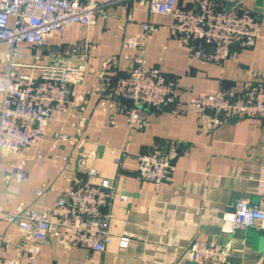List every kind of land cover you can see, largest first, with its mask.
I'll use <instances>...</instances> for the list:
<instances>
[{
	"label": "crops",
	"instance_id": "crops-1",
	"mask_svg": "<svg viewBox=\"0 0 264 264\" xmlns=\"http://www.w3.org/2000/svg\"><path fill=\"white\" fill-rule=\"evenodd\" d=\"M86 1V0H80ZM195 0H181L190 6ZM259 22L252 46L234 45L219 62L192 59L187 42L170 29L172 17L148 13L135 4H114L106 18L96 17L84 27L74 23L62 33L51 32L41 50L21 45L14 63H46L53 50L87 39L89 47L81 82L68 100L67 111L55 115L36 147L0 154V264H29L19 248L22 231L9 215L26 207H50L67 187L87 179L77 157L94 152L90 165L113 180L127 196L115 201L110 220L112 241L102 251L66 248L49 237L39 244L35 264H191L186 247L192 239L220 243L235 264H264V228L231 233L220 230L221 216L244 199L257 204L256 177L264 165V118L237 117L208 127V114L195 113L185 103L201 91H241L264 84V0H242ZM149 24L145 60L173 79L178 100L172 109H152L147 125L129 130L123 114L93 91L99 73H125L135 51L128 38H141V23ZM6 47L0 44V80L6 75ZM11 74H31L24 67ZM67 134V141L54 134ZM173 144L178 156L169 176L159 185L137 176V155L156 146ZM120 155V163L114 158ZM40 194H36V191ZM133 233L128 246L118 249L117 237Z\"/></svg>",
	"mask_w": 264,
	"mask_h": 264
},
{
	"label": "built area",
	"instance_id": "built-area-1",
	"mask_svg": "<svg viewBox=\"0 0 264 264\" xmlns=\"http://www.w3.org/2000/svg\"><path fill=\"white\" fill-rule=\"evenodd\" d=\"M181 0H0V44L6 47L3 61L6 75L0 80V154L23 152L36 147L46 126L55 115L67 111L68 100L81 82L88 51L87 39L53 50L46 63H14L17 47L26 45L41 50L51 32L62 33L74 23L89 26L96 17L106 18L114 4H135L148 13L172 17L170 29L187 42L192 59L219 62L230 55L234 45L252 46L260 26L242 0H195L182 6ZM150 26L141 23V38H128L124 45L135 51L125 73L107 76L99 73L93 93L121 113L129 130L147 125L152 109L176 107L178 91L172 78L160 67L145 60V39ZM24 67L31 74H11V68ZM186 107L198 114H208V127H215L237 117L264 118V84L255 82L241 91L215 89L191 96ZM67 141V134H54ZM178 156L176 145L156 146L137 155V176L161 184L171 173ZM94 152L80 155L77 166L87 179L65 188L50 207H26L9 215L23 235L19 248L34 263L39 244L49 237L66 248L83 247L102 251L111 243L110 220L115 201L124 203L127 196L116 191L111 178L102 176L89 164ZM120 163V155L114 158ZM40 194V191H36ZM257 204L244 199L233 203L221 216L220 230L231 233L249 227L264 228V165L256 177ZM133 233L123 231L117 237L118 249L128 246ZM191 264H235L220 243L192 239L187 247Z\"/></svg>",
	"mask_w": 264,
	"mask_h": 264
}]
</instances>
